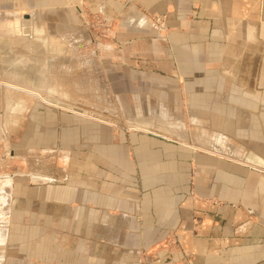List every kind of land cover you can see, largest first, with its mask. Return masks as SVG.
Returning <instances> with one entry per match:
<instances>
[{"label":"crops","instance_id":"obj_1","mask_svg":"<svg viewBox=\"0 0 264 264\" xmlns=\"http://www.w3.org/2000/svg\"><path fill=\"white\" fill-rule=\"evenodd\" d=\"M11 1L33 20L25 40L16 21L0 26L2 50L19 58L2 54L3 63L22 66L25 84L23 68L42 67L52 82L38 90L59 95H83V61L65 76V33L80 43L83 5L119 21V48L101 47L105 73L88 94L131 130L75 121L91 128L79 140L89 152H67L57 185L42 187L40 239L56 227L52 240L74 242L73 264H264V0ZM56 14V25L33 24ZM146 14L166 16V37L151 33ZM50 61L59 67L44 70ZM34 220L10 235L25 256Z\"/></svg>","mask_w":264,"mask_h":264},{"label":"rangeland","instance_id":"obj_2","mask_svg":"<svg viewBox=\"0 0 264 264\" xmlns=\"http://www.w3.org/2000/svg\"><path fill=\"white\" fill-rule=\"evenodd\" d=\"M22 11L27 10H19L11 0H0V26L16 21V25L23 27L18 33V38L25 40L29 39L31 34L27 27L31 23L27 21L33 19L28 14L21 15ZM77 16L83 32L82 39L80 38L81 41L79 39L80 43H78L75 34L65 33L67 44L72 46L71 52H68L65 57L67 65L65 76L67 78L76 76L69 72L73 70V59L77 60L78 58L83 61L81 74L86 81L81 96H75L73 93L70 95V92L59 95L56 92L38 90L37 85L40 82L43 85L42 78L47 80L48 77L53 76V74L48 75L47 72L39 74L37 70L42 69L40 66L32 67V69L29 66L23 68L24 72H28L27 80L30 81V84H25L26 74L19 75L20 72H23L22 66L14 63V67L10 68L3 63L10 58H2V54L7 53L6 55H10V57L12 54L2 50L3 43L7 42L9 37L0 34V85L2 88L7 85L19 90V94H15L18 99H11L5 107V112L2 105L3 95L1 96L0 91V264H59L63 262L73 264L75 259L78 261L79 257L74 258L75 256L72 254L65 253V250L71 248L74 242L52 240L53 236L57 237V234L54 233L58 231L56 227H50V232L54 233H50V241L40 239L43 226L40 223L42 210L38 202L42 200V187L57 185L58 169L64 167L63 155L67 152L70 157L74 152L79 155L89 152L88 144L83 146L79 140H89L91 128L85 125L82 128L75 127L77 119L88 122L99 120L112 127H118L117 130L123 132L131 130L129 126L121 123V114L120 117H116V113L114 116H112L113 114L109 116L105 111L98 112L100 110L93 107L97 103L95 98L92 99L88 94L89 80L96 76L103 77L105 73L102 57H100L104 52L101 47L107 46L114 50L119 48L120 44L117 39L119 21L99 12H93L85 5H83L80 16ZM36 17L33 24H58L57 14L47 18L45 22H43L42 16ZM146 18L153 35L158 38L167 36L166 16L146 14ZM66 21L71 20L67 17ZM57 34L65 35L64 33H49L53 37ZM46 36L48 35L46 34ZM11 59L12 61L19 60L14 56ZM58 67L56 62L50 61L44 70H53ZM8 74H13L16 77L12 78L10 82L1 80L2 76L6 77ZM46 80H44V84L49 85L52 82L50 79ZM115 100L116 98L114 102ZM116 103L120 104L121 101ZM65 115L70 118H65ZM49 191H46V194L47 192L57 194V189H49ZM231 206L236 207L237 205ZM32 215L35 217L34 240L32 242L34 253L25 256L16 249V247L24 249L22 248L24 244L12 242L10 235L15 232L14 223L25 224L27 216ZM166 244L167 249H172L175 242L166 240ZM47 245L49 249L53 250L50 254L45 249L43 251ZM77 246L78 248L82 247L83 252L90 251L89 245H86L85 242H78ZM17 252L18 255L15 256Z\"/></svg>","mask_w":264,"mask_h":264},{"label":"water","instance_id":"obj_3","mask_svg":"<svg viewBox=\"0 0 264 264\" xmlns=\"http://www.w3.org/2000/svg\"><path fill=\"white\" fill-rule=\"evenodd\" d=\"M7 80V82H10L12 81L11 77H10V74H8L6 77H3L1 78V80ZM0 91H1V96L3 95V111L5 112V107L7 105V103L12 99V100H16L18 99V96L15 95V94H19V90H16V88H13L11 86H2L0 85ZM33 97V96H31Z\"/></svg>","mask_w":264,"mask_h":264},{"label":"bare ground","instance_id":"obj_4","mask_svg":"<svg viewBox=\"0 0 264 264\" xmlns=\"http://www.w3.org/2000/svg\"><path fill=\"white\" fill-rule=\"evenodd\" d=\"M10 77L12 78L11 74H10Z\"/></svg>","mask_w":264,"mask_h":264}]
</instances>
